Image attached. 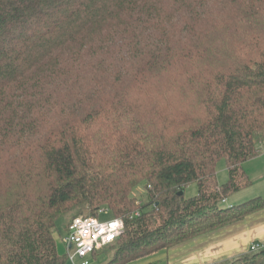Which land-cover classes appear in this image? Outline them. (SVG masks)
I'll return each mask as SVG.
<instances>
[{
    "label": "trees",
    "instance_id": "obj_1",
    "mask_svg": "<svg viewBox=\"0 0 264 264\" xmlns=\"http://www.w3.org/2000/svg\"><path fill=\"white\" fill-rule=\"evenodd\" d=\"M263 146L264 0H0V264H66L82 207L124 221L105 264L244 220Z\"/></svg>",
    "mask_w": 264,
    "mask_h": 264
},
{
    "label": "crops",
    "instance_id": "obj_2",
    "mask_svg": "<svg viewBox=\"0 0 264 264\" xmlns=\"http://www.w3.org/2000/svg\"><path fill=\"white\" fill-rule=\"evenodd\" d=\"M244 169L253 181L250 188L264 183V146L257 158L244 164ZM253 245L264 247V210L129 264H222L250 254Z\"/></svg>",
    "mask_w": 264,
    "mask_h": 264
},
{
    "label": "built area",
    "instance_id": "obj_3",
    "mask_svg": "<svg viewBox=\"0 0 264 264\" xmlns=\"http://www.w3.org/2000/svg\"><path fill=\"white\" fill-rule=\"evenodd\" d=\"M124 229V221L119 218H113L109 222H102L99 216H79L72 219L65 238L69 261L72 264H90L94 254L115 242ZM263 248L261 245H253L251 251L258 252Z\"/></svg>",
    "mask_w": 264,
    "mask_h": 264
},
{
    "label": "rangeland",
    "instance_id": "obj_4",
    "mask_svg": "<svg viewBox=\"0 0 264 264\" xmlns=\"http://www.w3.org/2000/svg\"><path fill=\"white\" fill-rule=\"evenodd\" d=\"M217 180L220 185L226 184L229 180V173H228V168H227V164L225 160H222L218 164ZM143 187L144 186L140 187L138 191H142ZM184 194H185V198L187 199L197 196L198 195V185L197 184L189 185L186 188ZM258 197L264 199V183L257 184L256 186L249 188L248 190H245L241 193H237V194L230 196V198H228V201H227L228 203L225 202V205L237 206L240 204L247 203L250 200L254 198H258ZM102 210L103 211L99 214V219L102 222H109L114 218V215L110 210L108 209H102ZM79 216L92 217L88 208L82 207L76 211L69 213L64 218L59 219L57 223L58 230L55 234V239L57 241L58 251L61 256H65L66 254H68L67 246L65 243V238L67 236L66 225L70 223L72 219L79 217ZM99 255L100 256L96 259L92 258L90 260V264H105L106 260H108L111 257V250L104 249L99 253ZM66 264H72V263L68 260L66 261Z\"/></svg>",
    "mask_w": 264,
    "mask_h": 264
},
{
    "label": "water",
    "instance_id": "obj_5",
    "mask_svg": "<svg viewBox=\"0 0 264 264\" xmlns=\"http://www.w3.org/2000/svg\"><path fill=\"white\" fill-rule=\"evenodd\" d=\"M180 195H184V192H181V194Z\"/></svg>",
    "mask_w": 264,
    "mask_h": 264
}]
</instances>
